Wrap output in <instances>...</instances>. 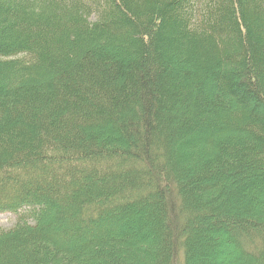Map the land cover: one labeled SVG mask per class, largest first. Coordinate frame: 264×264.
I'll use <instances>...</instances> for the list:
<instances>
[{"label": "trees", "instance_id": "trees-1", "mask_svg": "<svg viewBox=\"0 0 264 264\" xmlns=\"http://www.w3.org/2000/svg\"><path fill=\"white\" fill-rule=\"evenodd\" d=\"M5 212L0 264H264V0H0Z\"/></svg>", "mask_w": 264, "mask_h": 264}, {"label": "rangeland", "instance_id": "rangeland-1", "mask_svg": "<svg viewBox=\"0 0 264 264\" xmlns=\"http://www.w3.org/2000/svg\"><path fill=\"white\" fill-rule=\"evenodd\" d=\"M16 223V216L11 212L0 213V229H9ZM207 258L201 259L202 264H235L238 254L230 250V246L216 250V253H209ZM121 260H126L123 254L119 255ZM119 260V261H121ZM204 260L206 262H204ZM23 264V263H22Z\"/></svg>", "mask_w": 264, "mask_h": 264}, {"label": "bare ground", "instance_id": "bare-ground-1", "mask_svg": "<svg viewBox=\"0 0 264 264\" xmlns=\"http://www.w3.org/2000/svg\"><path fill=\"white\" fill-rule=\"evenodd\" d=\"M9 243V242H8Z\"/></svg>", "mask_w": 264, "mask_h": 264}]
</instances>
